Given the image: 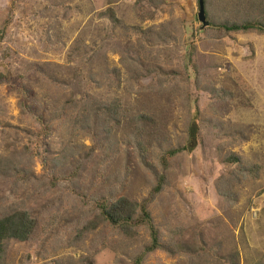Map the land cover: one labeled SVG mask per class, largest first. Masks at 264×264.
Wrapping results in <instances>:
<instances>
[{
	"label": "rangeland",
	"instance_id": "374dc122",
	"mask_svg": "<svg viewBox=\"0 0 264 264\" xmlns=\"http://www.w3.org/2000/svg\"><path fill=\"white\" fill-rule=\"evenodd\" d=\"M205 8L0 0V218L37 220L0 264H134L147 226L95 205L121 198L159 231L142 264H264V29L222 27L264 0Z\"/></svg>",
	"mask_w": 264,
	"mask_h": 264
},
{
	"label": "trees",
	"instance_id": "16d2710c",
	"mask_svg": "<svg viewBox=\"0 0 264 264\" xmlns=\"http://www.w3.org/2000/svg\"><path fill=\"white\" fill-rule=\"evenodd\" d=\"M111 15L112 19L117 21L113 12H111ZM222 27L227 31L264 29V26L260 22L252 20L244 23L223 22ZM23 91L24 93H28L29 96L28 90ZM21 103L22 106L27 105L25 100H22ZM177 152V149L169 150L167 156H173ZM160 187L161 185L155 189V192H159ZM95 205L99 209L102 217L114 226L126 227L128 229L132 227V225L138 224H144L147 226L150 235V244L145 248V251L136 257L134 264H142L147 253L160 247L159 231L154 225L147 202L138 203L126 198H121L110 205L106 200L97 201ZM36 226L37 220L26 211L17 210L0 218V263L5 255L7 241L11 239H17L20 241L30 239L35 232Z\"/></svg>",
	"mask_w": 264,
	"mask_h": 264
},
{
	"label": "water",
	"instance_id": "95a60500",
	"mask_svg": "<svg viewBox=\"0 0 264 264\" xmlns=\"http://www.w3.org/2000/svg\"><path fill=\"white\" fill-rule=\"evenodd\" d=\"M199 3V20L202 22V27H207L210 25V21L207 18L206 15V9H205V0H198Z\"/></svg>",
	"mask_w": 264,
	"mask_h": 264
}]
</instances>
